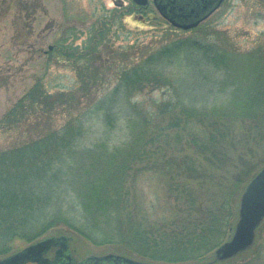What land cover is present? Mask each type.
<instances>
[{"label":"trees","instance_id":"trees-1","mask_svg":"<svg viewBox=\"0 0 264 264\" xmlns=\"http://www.w3.org/2000/svg\"><path fill=\"white\" fill-rule=\"evenodd\" d=\"M98 29L110 31L109 25ZM104 41L101 35L82 50L54 47L50 56L66 55L63 61L76 73L74 88L52 91L39 79L0 119V133L28 124L27 140L0 148V258L16 251L17 241L32 243L66 228L95 245L119 244L149 262L207 261L230 236L238 197L259 168L251 157L264 163V94L248 93L235 107L198 108L175 94L177 64L169 47L179 57L201 52L221 74L218 61L225 50L250 54L264 67V45L242 52L218 42L173 40L119 64L110 80L102 71L113 61L99 56ZM148 89H165L173 97L164 93L161 103L138 99ZM58 114L65 118L56 126ZM121 122L125 137L111 143ZM93 123L100 134L94 141ZM93 157L96 163L76 175ZM228 166L234 171L221 177ZM143 177L163 189L171 200L163 201L167 206L159 209L157 197L154 206L143 205Z\"/></svg>","mask_w":264,"mask_h":264},{"label":"rangeland","instance_id":"rangeland-1","mask_svg":"<svg viewBox=\"0 0 264 264\" xmlns=\"http://www.w3.org/2000/svg\"><path fill=\"white\" fill-rule=\"evenodd\" d=\"M114 11L116 18L113 20ZM106 25H109L110 31L100 34L98 28L105 30ZM101 35L105 41L98 46L100 59L113 61L110 63L111 68L102 71L110 80L115 78L114 69L119 64L128 62V59H138L143 50L157 49L173 40L218 42L220 45L246 52L258 44L264 45V0H224L213 14L189 29L171 25L157 13L151 0L143 9L130 5L129 0H0V119L39 79L52 91L57 88L73 89L76 85V73L63 61L66 55L64 58L50 54L60 44L77 45L82 50L93 36L98 39ZM129 44H132L131 48ZM169 48L171 60L177 64L173 68V74L177 78L175 94L198 108H228V104L235 107L248 93L259 91L264 94L263 64H257L250 54L243 56L223 51L218 61L220 74L212 66V60L201 52H184L179 57L174 46ZM57 58L60 60L57 61ZM218 74L225 77L224 81L219 79ZM164 93L171 94L165 89H148L138 99L149 103L150 98H153L161 103L166 99ZM170 97H173L172 94ZM62 115L54 117V125L59 126L64 122L65 117ZM121 123L122 129L118 128L113 132L111 143L118 144L124 139V123ZM13 129L15 130L0 133V148H9L28 139L26 122ZM97 129V125L93 123L92 131L95 134L91 135L92 141L100 136L96 133ZM259 158L261 157H251L259 165L258 170L264 166ZM94 159L95 157L84 167H78L76 175H84L90 165L96 163ZM81 161L82 159L78 163ZM233 171L228 166L220 171L221 177H227ZM139 187V191L146 198L143 204L145 206L151 207L155 204L153 201L156 197L161 201L156 204L159 209L168 205L163 201L171 202L152 178L143 177ZM58 229H61L60 234L71 237L69 248L79 260L91 255L117 254L147 262L130 256L119 244L95 245L66 228ZM52 234L57 236V233ZM52 234H45L38 239ZM26 245L27 243L17 241L14 243V250L22 249ZM212 252L208 254L210 260L213 258ZM216 264H264V219L256 230L252 246L233 258Z\"/></svg>","mask_w":264,"mask_h":264},{"label":"water","instance_id":"water-1","mask_svg":"<svg viewBox=\"0 0 264 264\" xmlns=\"http://www.w3.org/2000/svg\"><path fill=\"white\" fill-rule=\"evenodd\" d=\"M137 5H145L148 0H132ZM179 0H152V3L161 17L171 25L189 29L197 26L214 12L223 0H192L189 4L178 3ZM264 219V166L261 167L246 183L238 206V217L235 222L232 234L228 240L217 246L213 250V258L200 264H214L223 261L243 252L252 246L258 226ZM71 238L60 236H47L32 244L27 245L22 250L8 255L0 260V264H25L27 262L36 264H49V260L44 258V254L51 247H59L57 253L64 250L68 262L67 264H83L90 260H107L113 258L122 264H151L136 262L128 257L117 254H106L102 257L94 255L88 256L78 263L74 262L68 242Z\"/></svg>","mask_w":264,"mask_h":264},{"label":"flooded vegetation","instance_id":"flooded-vegetation-1","mask_svg":"<svg viewBox=\"0 0 264 264\" xmlns=\"http://www.w3.org/2000/svg\"><path fill=\"white\" fill-rule=\"evenodd\" d=\"M192 0H179L178 3H181L183 5H187L191 2ZM68 247H69V242H68ZM59 249V247H51L47 253H45L43 256L44 258H47L49 260V264H67V262L69 261L68 258H67V255L66 253H64V250H62L61 252L57 253V250ZM70 254L72 255L73 259H74V262L75 263H78L80 262L81 260L77 259L74 257V255L72 254L71 250H70ZM106 254L104 255H99L96 257H102V256H105ZM95 256V255H94ZM136 262H141V263H146L144 261H139V260H136V259H133V258H130ZM149 263V262H147ZM25 264H36V263H31V262H27ZM83 264H122L120 263L119 261H114L113 258H108L107 260H100V261H96V260H90L89 262H84Z\"/></svg>","mask_w":264,"mask_h":264}]
</instances>
